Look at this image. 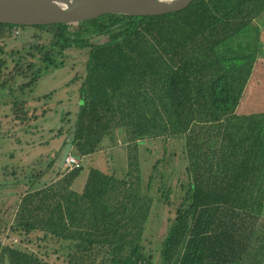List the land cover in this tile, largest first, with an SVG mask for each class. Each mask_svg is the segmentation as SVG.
<instances>
[{"label": "trees", "instance_id": "trees-1", "mask_svg": "<svg viewBox=\"0 0 264 264\" xmlns=\"http://www.w3.org/2000/svg\"><path fill=\"white\" fill-rule=\"evenodd\" d=\"M263 14L264 0H193L181 11L158 16L112 14L49 27L0 24L1 88L20 76L24 90L39 76L30 72L31 54L25 63L14 58L13 72L2 73L1 40L14 28L48 34L43 45L27 50L42 56L46 70L64 65L54 53H88L78 77L80 104L60 119L68 129H50L48 140L40 142L46 147L58 140L54 157L25 178L28 190L10 225L0 219V227L23 236L18 245L0 240V264H51L47 252L29 248L33 234H39L37 243L57 244L64 264H262L264 111L236 109L253 65L261 61L257 20ZM22 104L16 102L13 110L25 117ZM117 130L127 142L126 179L91 168L75 191L80 167L43 182L66 143L80 161L98 152L105 139L113 144ZM169 139L182 141L186 183L175 191L157 174L167 165L163 158L144 187L142 143ZM156 204L173 209L160 240L148 228Z\"/></svg>", "mask_w": 264, "mask_h": 264}, {"label": "rangeland", "instance_id": "rangeland-1", "mask_svg": "<svg viewBox=\"0 0 264 264\" xmlns=\"http://www.w3.org/2000/svg\"><path fill=\"white\" fill-rule=\"evenodd\" d=\"M259 18L257 23L261 26V50L258 56L261 61L253 65L252 73L236 109L238 114L264 111V14ZM34 34L41 36L43 39H46L48 36V34L40 33V31H35L34 29L21 30L14 28L11 30L9 37L4 40L2 39L1 43L6 42V51L19 50V55L26 56L29 59L27 50L36 41V38L33 37ZM66 55L67 57L64 58L66 72L68 71L66 75L61 74V71L54 72L53 74L52 71H49L38 82L37 87L33 91L34 96L52 93V98L42 101L39 105L22 104V107H26L28 110L25 117L21 113V110H16L17 114L13 110L15 103L24 97L23 93L17 90V83L10 84L6 88L0 87V219L1 222L6 223L8 226L12 222L16 204L19 202L20 197L28 190V186L24 184L25 178L34 172L44 170L54 157L53 153L57 147V139L50 140V144L46 147L40 145V142L48 140V133L46 131L59 127H62L66 131L69 125L65 123L61 124L60 119L62 121L67 113H71L72 115L76 111L77 105L70 103H57L58 105H54L56 104L54 100L66 97L65 93L62 92L63 90H61V85L66 80L69 81L78 68L80 69L84 66L87 59V50H71ZM29 60L33 61L32 58ZM34 61L37 62V66L43 67L44 64L38 61L37 56L34 58ZM11 67L12 65L9 64L8 68L3 69L2 73H9ZM36 67L32 68L30 72L36 73ZM25 81L28 82V79H25ZM77 87L78 83L74 84L72 91L69 89L70 95L72 94V99L78 96V92L75 91ZM33 108H36V113H32L34 111ZM43 109L47 113L42 116L41 111ZM19 118H23V121ZM115 139L113 144L105 139L98 152L80 160L82 170L75 178L72 186L75 191H81L88 171L91 168H95L105 174H113L117 179H126L125 173L127 166L124 145L127 142L124 141V136L119 130L115 133ZM181 152L182 141L180 139L166 140V144L160 141L143 142L139 150L138 159L140 162L143 186L145 187L148 183V177L154 173L152 166L157 160L159 161L163 158L167 161V165H160L157 174L163 175L166 183L170 184L175 191L179 183H186L187 179L184 173L186 163L182 161ZM58 161L59 159L56 165L44 175V180L53 181L57 178V174L67 169L64 166L60 173L55 174L54 172L57 171L55 168H57ZM158 180L156 178L155 182ZM172 198H174V192H172ZM156 205L157 207L153 212L156 218L153 219L154 221L151 222L148 228H151L154 238L160 240L165 234L166 219L172 217L173 209L167 206H159V204ZM258 225L261 227L259 235H262V232L264 233V218L259 219ZM8 226L3 227L2 225L0 227L1 243L4 246L18 245L19 240L23 236L18 235L16 232H10ZM38 235L33 234L28 237L33 242L29 245V248L33 251L35 250V252H40V254L47 252L48 257L44 258L48 259L51 264H64L60 256L63 252L59 251V248L55 246L57 244H53L52 242L37 243L35 242V236ZM39 247H41V250H39Z\"/></svg>", "mask_w": 264, "mask_h": 264}, {"label": "water", "instance_id": "water-1", "mask_svg": "<svg viewBox=\"0 0 264 264\" xmlns=\"http://www.w3.org/2000/svg\"><path fill=\"white\" fill-rule=\"evenodd\" d=\"M193 0H0V24L16 27L74 25L119 14L134 17L178 12ZM72 144L66 143L56 173L64 167ZM52 181V180H51ZM44 180L43 182H51Z\"/></svg>", "mask_w": 264, "mask_h": 264}, {"label": "flooded vegetation", "instance_id": "flooded-vegetation-1", "mask_svg": "<svg viewBox=\"0 0 264 264\" xmlns=\"http://www.w3.org/2000/svg\"><path fill=\"white\" fill-rule=\"evenodd\" d=\"M27 29H32V28H27ZM22 30V29H21ZM35 30V29H34ZM34 36H36V37H34ZM34 38H36V41L33 43V44H31L30 46H32V45H35L36 43L38 44V45H43L46 41H45V39H43L41 36H39V35H35L34 34ZM2 44V43H1ZM5 44H6V42L5 43H3V45H4V47L6 48V46H5ZM29 46V47H30ZM69 51H71V50H69ZM69 51H65V52H63L61 55H56L57 53H54L53 55L54 56H59V57H61V58H66L67 57V53L69 52ZM80 51V50H79ZM82 51V50H81ZM8 53V54H7ZM19 53H20V51L19 50H16V51H10V52H8V51H5V54H4V56L3 55H1V57L2 58H4V57H6V61H5V66H4V68H8V65L9 64H11L12 65V67H11V70H9V73H11V72H13V66L18 62V61H20L21 63H25V57L26 56H23V55H19ZM27 53H28V57H30V54L32 55V59H33V65H34V67H36L37 66V62L36 61H34V58L37 56V59H38V61L39 62H41L42 64H44L43 62L44 61H42L41 60V55L38 53V52H30V51H27ZM44 53V52H43ZM12 54H14L15 56H12ZM5 55H7V56H5ZM87 55H88V53H87ZM14 58H17V60L18 61H15L14 60ZM85 63H86V61H85ZM85 63H84V66L83 67H81L80 69L78 68L75 72H74V74H73V76H72V78L69 80V81H65L64 83H62V85H61V90H63L62 92L63 93H65V96L66 97H68V98H66V97H63V98H58V99H56V100H54V102H56V104H54V105H58V104H67V103H70V104H73V105H79L80 104V100H79V94H78V96L76 97V98H71V95H70V91H72V89H73V86H74V84H77L78 83V87H77V89H75V91L76 92H78V90H79V82H80V80H79V75H82L83 73H84V69H85ZM34 67H32V68H34ZM36 73H34V74H37V75H39V76H36V79H35V81L29 86V87H27L26 89H24V90H22L21 88H20V80L22 79V77H20V76H18V77H16L14 80H11V84H16L17 83V90H19V92L20 93H23V98L21 99V100H19V102L20 103H23L24 105H30V104H33V105H39L42 101H46V100H48V99H51L52 98V96L50 95V97L48 98V99H46V98H44L46 95H36V96H34L33 95V91H34V89L37 87V84H38V82H40L41 80H42V78L44 77V75L46 74V73H48L49 71H52V74L54 73V72H58V71H61L62 73L61 74H63L64 76L66 75V73L68 72H66V62L64 61V65H62V66H59V67H51V68H49V69H45V66L43 65V67L41 68L40 66H37L36 67ZM28 81H29V79H28ZM23 83L24 82H26V81H22ZM71 85V86H70ZM64 87V88H63ZM69 89H70V91H69ZM28 92H29V94H28ZM68 93H69V96H68ZM77 94V93H76ZM58 103V104H57Z\"/></svg>", "mask_w": 264, "mask_h": 264}, {"label": "built area", "instance_id": "built-area-1", "mask_svg": "<svg viewBox=\"0 0 264 264\" xmlns=\"http://www.w3.org/2000/svg\"><path fill=\"white\" fill-rule=\"evenodd\" d=\"M64 166H66L67 169H65V171L67 170L68 172L75 170L77 168L81 167L80 161L77 160L76 158H74L71 153L67 156V159L65 160V164ZM66 171V172H67Z\"/></svg>", "mask_w": 264, "mask_h": 264}, {"label": "crops", "instance_id": "crops-1", "mask_svg": "<svg viewBox=\"0 0 264 264\" xmlns=\"http://www.w3.org/2000/svg\"><path fill=\"white\" fill-rule=\"evenodd\" d=\"M262 264H264L263 261H262Z\"/></svg>", "mask_w": 264, "mask_h": 264}]
</instances>
